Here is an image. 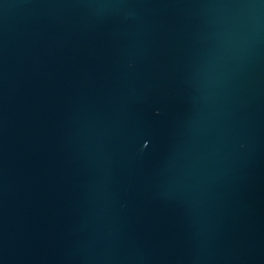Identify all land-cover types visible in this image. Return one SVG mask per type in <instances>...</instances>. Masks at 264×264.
I'll return each instance as SVG.
<instances>
[{
	"label": "water",
	"instance_id": "obj_1",
	"mask_svg": "<svg viewBox=\"0 0 264 264\" xmlns=\"http://www.w3.org/2000/svg\"><path fill=\"white\" fill-rule=\"evenodd\" d=\"M0 264H264V0H0Z\"/></svg>",
	"mask_w": 264,
	"mask_h": 264
}]
</instances>
